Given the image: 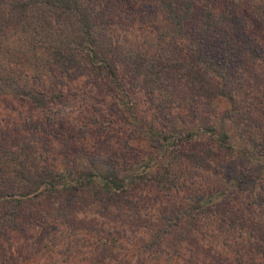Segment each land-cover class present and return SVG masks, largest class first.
Listing matches in <instances>:
<instances>
[{"label": "rangeland", "instance_id": "obj_1", "mask_svg": "<svg viewBox=\"0 0 264 264\" xmlns=\"http://www.w3.org/2000/svg\"><path fill=\"white\" fill-rule=\"evenodd\" d=\"M14 2L0 0V89L4 92L0 95V182L6 170L10 177L3 184L6 192L14 188L20 195L28 194L22 200L0 196V264H9L11 252L15 253L11 264H90L89 256L87 260L83 254L74 257L68 248L74 242L70 228L65 226L66 236H60L64 222L80 226L78 231L104 244L105 251L121 238L124 252L116 249L111 264H120L121 259L122 264L132 259L137 264L129 251L150 258L143 250L155 248L164 236L165 253L156 255H162L165 264H178L167 251L174 252L180 225L188 233H183L186 238L178 247L189 260L193 258L191 264H264L254 248L241 249L231 238L225 246L226 241L209 237L194 242L199 233L220 232L212 223L221 215L218 209L226 212L223 222L230 226L255 216L248 207L252 195L238 196L242 186L264 194V148L249 160L234 149L246 143L247 133L259 136L264 145V71L258 64L221 77L219 60L207 61L205 52H194L192 28L168 24L156 3L98 0L91 8V20L100 41L84 43L90 55L83 53L77 59L81 67L75 78L69 77L56 63L50 33L72 23L44 11L41 3L17 10L11 7ZM248 14L250 23L241 46L254 52L263 47L264 27ZM126 54L133 55V66L128 65ZM146 54L156 60L163 57L161 65L152 69L138 63L136 59ZM91 59L116 68L111 70L116 75L103 71L101 64L88 70L96 67ZM213 94L211 106L203 95ZM203 125L214 127L206 139L199 130ZM215 127L228 133L223 153L225 158L227 153L237 158L236 170L221 152L217 157L209 154L219 137ZM163 136L168 142L183 137L185 150H199L195 151L198 164L191 153L183 154L189 160L183 161L173 178V184L180 174L182 178L173 188L169 179L161 180L170 178L171 161L176 160L173 155L164 157L158 148L166 142ZM14 150L21 155L17 161L11 159ZM16 163L26 166L23 173ZM50 171L58 187L49 185L35 192L33 175ZM80 172L93 176L75 182ZM112 176L117 188L110 186ZM231 179L236 182L230 183ZM72 183L81 185L76 188ZM189 199L199 206L196 214L188 218L184 214L175 226L173 217L185 209L179 208L180 203ZM46 221L58 229L51 231ZM254 227V233H264V228ZM221 232L226 233L223 228ZM149 258L146 264H161L155 259L150 263Z\"/></svg>", "mask_w": 264, "mask_h": 264}, {"label": "trees", "instance_id": "obj_2", "mask_svg": "<svg viewBox=\"0 0 264 264\" xmlns=\"http://www.w3.org/2000/svg\"><path fill=\"white\" fill-rule=\"evenodd\" d=\"M148 2L156 3L159 6L160 12L164 13V20L175 27L180 26V28H192L193 34L195 35V45H194V52L198 53L199 55H202L203 52L206 54L203 57L207 61L219 60V67L222 70L221 77H228L232 76L234 72L240 69L246 70L248 64L256 65L258 64L260 70L264 71V44L262 49L255 48L254 52L250 51V49H246L243 46H241L242 43V36L244 35V32L247 31L250 23L249 14L251 15V18L255 19L259 25H262L264 27V0H145ZM98 2V0H15L14 3L11 4L12 9L17 10H27L31 6H35L39 3H41L43 6L45 5L46 8L44 11H52L56 14V17H62V19L69 24L72 23V25L69 28H58L50 33V39H52V43L50 45V48H53V54L54 57H56V63L59 64L61 68H63L66 72V74L69 75V77H76L77 69H79L80 62H77V59L80 58V56L83 53H87L90 55V48L86 47L84 43L87 44H94L96 45L97 42L100 40V35L96 32V24L94 23L91 16V8L93 4ZM110 2L107 4L109 5ZM104 3L103 6L107 5ZM182 35L184 33H181ZM166 36L168 34L166 33ZM186 36V35H184ZM240 36V37H238ZM180 37V36H179ZM245 40V39H244ZM243 40V41H244ZM255 40V39H254ZM264 43V42H263ZM204 48H208L205 50ZM92 51H95L92 49ZM85 54V55H87ZM209 54V55H208ZM96 53L93 55L95 56ZM127 58H130L128 62V65L131 64L133 55L132 54H126ZM98 56L96 55V58ZM212 57V58H211ZM99 58V57H98ZM201 58V57H200ZM139 61L141 65H146L147 67L152 66L151 68L157 69L158 65H161L163 57H160L159 60H156L155 58L152 59V57H149L147 54L143 57L140 56V58L136 59ZM91 63L93 66L89 68L84 67L83 69L92 70L93 68H97L98 64L103 65V63H95L94 59H91ZM99 62V61H98ZM125 62V61H124ZM205 63V61H203ZM164 64V63H163ZM132 65V64H131ZM133 66V65H132ZM105 69L103 71H111L112 68L117 70L114 67H110L108 64L103 65ZM99 69V68H98ZM224 70V72H223ZM72 71V73L70 72ZM243 71V70H242ZM80 74H83L84 71H79ZM148 77L149 73H152L151 70H148ZM244 72V71H243ZM113 75H116V72L113 70L111 71ZM147 74V73H146ZM229 78V77H228ZM260 85V83H258ZM223 93V91H221ZM4 92L0 89V95ZM208 101V104L213 106L215 98L214 94L210 97L208 95H203ZM223 96V95H222ZM215 109L213 108V111ZM214 127L210 125L201 126L199 127V130H201L203 137L206 139V135L209 133L208 130L213 129ZM220 130L217 131V127H215L217 131L218 138H214V141L212 142L213 145H211L209 149L210 156L217 155L221 152V157L225 160L229 161L233 167L236 165V159L233 158L229 153H227V158H225V155L223 153L224 149V142H226L227 139H229L228 133L224 130H222L223 127H219ZM214 129V131H215ZM193 134V133H190ZM199 137V136H195ZM246 143L242 145L240 148L239 146L234 147L233 144L230 145V147H234V149L237 150L238 154H240L239 150L241 151L243 157L247 160L250 158H254L257 154L263 153L264 145L260 144L259 142V136L254 135V133H247L245 135ZM162 140L166 141L159 144V149L164 154V157L168 156H174L176 160L171 161V166L173 167L172 170H170V178H162L161 180H168V182H174L173 178L178 175V170L181 169V166L183 164V161H185L187 158L183 157V154L186 152L191 153L193 156V161L195 164H198L197 162V153L195 151H187L185 150L184 145V139L183 137L174 139L172 142H168V137L163 136ZM2 144L0 143V152H2ZM214 147V149H213ZM205 149V148H204ZM203 149V150H204ZM15 151V150H14ZM12 152L11 159L13 161H17L18 157H21L19 153ZM5 154V153H4ZM234 155L237 156V153L233 152ZM5 156V155H4ZM206 157V156H205ZM232 158V159H231ZM163 160V159H162ZM189 160V159H187ZM23 163V162H20ZM179 163L178 167L177 164ZM18 167L22 170L21 173H23V169H26L25 165L18 164ZM130 165L133 166L132 163ZM135 165V163H134ZM171 169V168H170ZM236 170V167H235ZM216 171L215 169L213 170ZM233 171V170H232ZM3 177V183L0 182V196L3 197H18V199H21L25 196H27L28 193L18 194L15 192L14 188L8 189L6 192V189H4L3 184H7L10 181V177L8 176V172L6 170L4 172ZM25 174V173H24ZM61 174V173H60ZM118 175V174H116ZM158 175V173H157ZM56 176V175H55ZM55 176L53 172H47L46 175H41L38 173H35L33 175L34 181L33 184H35V192L39 191L40 188H44L46 190L49 185L52 187H58L57 180L55 179ZM58 176V175H57ZM93 176L92 172H80L78 173V176L73 179L75 182H85ZM182 179L181 174L178 177V179L175 181V183H172L171 188H173L178 181ZM160 180V181H161ZM233 180V181H231ZM229 182L233 183L236 182L235 179H231ZM238 181H242L237 177ZM153 183L152 181L150 182ZM71 186L76 187L78 185H81L78 183V185ZM110 186L113 188H117L118 182L116 181V178L114 176L110 179ZM240 187V186H239ZM246 186H242V189L238 190V196H242L244 193L248 195H252L250 203H248V207H250V210L253 212H256L255 216H250L246 221L240 222V224L230 226L227 222H223L226 218H224L226 212L217 210L221 215H217V218L212 219L213 225H216L218 227L217 233H208V234H201L199 233L197 238L194 239V242L196 241H202L203 238L205 240H208V237L210 238V241L217 240L220 243L224 242V246L227 244V241L231 238L233 240L232 244L235 245L237 243L241 246V249H244L248 252L251 251L252 248L256 250L257 254H260L264 257V233H254V226H257L258 228H264V194H255L253 190L250 188L246 189ZM10 188V187H8ZM169 188L168 185L164 189L167 190ZM170 188V189H171ZM169 189V190H170ZM242 190V191H241ZM29 192H32L31 189H29ZM249 192V193H248ZM30 194V193H29ZM238 198V197H237ZM186 199V197H185ZM185 209L180 214H176L172 220L175 223V226H177L178 223H180L183 219L184 214H188L187 218L189 217V214L193 217L196 214V211L198 210L199 206H195L194 203L190 202V199L186 204L180 203L179 208ZM216 214V213H215ZM212 215H214V211H212ZM186 217V216H185ZM231 218L233 217L230 216ZM178 221V222H177ZM216 222V223H215ZM48 223V228L50 224L51 231L55 232V229H58L52 226V224L49 221H46ZM193 224V223H192ZM70 228L68 232L73 233L74 242L72 245H69L68 248L72 250V255L74 257H80L81 254H83L84 259H88L87 256L90 257L91 260L90 264H111L110 262L114 259V253L116 249L121 250L124 252L121 247L123 246L124 242L121 241V238L119 240V237H117V241L115 243H111L109 247L104 250V244H101L100 242H96L95 239L88 238V236L85 235V233L81 231H78L80 226L78 227H72L69 225V223L65 224V222L60 227V236L65 237V233L63 232L64 227ZM169 226V225H168ZM170 227V226H169ZM225 229L226 233L221 232V229ZM251 228V229H250ZM247 229H250V231H247ZM180 232L175 234V247L174 252H168L169 257L172 261H175L176 263L180 264H191V261H193V258L190 257V260L187 258L186 254H183L181 251V248L178 247V243H181L182 239H185L183 233H188V229L186 226H179ZM246 231V232H244ZM57 235V233H54V235ZM89 235V234H88ZM258 235V239L255 238ZM97 236V235H96ZM165 236L159 241L158 246L155 248H148L146 250H143L144 252H148V255L151 254L149 257L144 256H137L131 254V252H127V255H130V257H136L138 263L140 264H146L147 259L149 258V261L151 263L152 259H155L156 262H159L161 264H165L166 261L162 260V255H156L157 253H165V250H162L165 248V243H162L163 240H165ZM85 239V240H84ZM214 244V243H213ZM177 246V247H176ZM48 249V244L44 246ZM50 250L54 248L53 243L52 245L49 244ZM104 251L106 253H110L109 256H106L104 254ZM138 253V250L133 251ZM195 256H197L198 253L192 252ZM6 255V254H5ZM15 256V253L13 254L11 252V257L7 261L9 264H11L13 257ZM6 257V256H5ZM95 257L97 259V262L95 260ZM259 257V256H257ZM136 261V263H137ZM117 263L122 264L123 260H119ZM134 260H130V264H133ZM137 263V264H138ZM206 264V263H205Z\"/></svg>", "mask_w": 264, "mask_h": 264}]
</instances>
